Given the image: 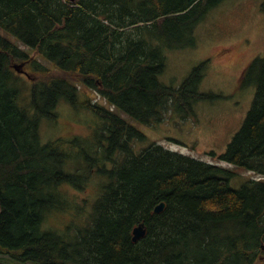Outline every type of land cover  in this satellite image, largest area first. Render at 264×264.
<instances>
[{
	"label": "trees",
	"instance_id": "1",
	"mask_svg": "<svg viewBox=\"0 0 264 264\" xmlns=\"http://www.w3.org/2000/svg\"><path fill=\"white\" fill-rule=\"evenodd\" d=\"M220 1L0 0V27L15 37L0 34L1 257L23 264H264L263 181L233 188V168L155 141L137 150L144 133L115 110L78 98L79 85L95 89L148 125L166 113L191 117L193 103L216 97L199 91L205 62L178 87L166 85L158 79L162 47L193 45L195 24ZM21 62L30 68L31 113L19 104L23 79L12 64ZM257 65L251 107L219 157L264 174V57L245 67L241 86ZM61 99L104 120L111 166H97L106 180L87 221L48 229L49 213L68 203L59 184L84 180L65 170L60 140L40 139L39 119H53ZM140 223L146 232L133 241Z\"/></svg>",
	"mask_w": 264,
	"mask_h": 264
},
{
	"label": "rangeland",
	"instance_id": "2",
	"mask_svg": "<svg viewBox=\"0 0 264 264\" xmlns=\"http://www.w3.org/2000/svg\"><path fill=\"white\" fill-rule=\"evenodd\" d=\"M263 0H222L210 7L193 28L194 44L181 47H162L165 68L159 75L160 82L178 87L191 70L205 62L199 91L210 92L214 99H200L193 103V115L181 117L166 113L162 122L148 125L137 121L118 107L114 110L146 136V140L135 142L140 149L148 142L155 141L166 148L202 159L209 163L233 168L235 175L229 184L239 188L250 179L264 182V174L246 170L220 159L234 133L240 128L251 107L257 88L259 66L246 76V85L241 86L243 70L255 57H264V10ZM0 34L15 40V37L0 27ZM21 48H28L18 39ZM31 55V50L26 49ZM35 54L32 55L34 58ZM43 64L54 63L37 55ZM19 63H13L17 65ZM30 71L29 66H24ZM22 74L19 104L28 106L31 77ZM78 98L90 100L106 108H113L97 90L79 85ZM53 119H39L38 131L42 142L60 140L68 153L64 168L68 172L84 176V183L75 187L71 183H61L58 188L66 190L68 203L55 207L45 220L48 229H62L64 225H81L88 219L92 202L100 193L101 183L106 176L97 171V166L110 167L103 159L104 148L108 144L104 130V120L90 109L61 99L55 109ZM171 116V117H170ZM61 145V146H62ZM62 146V149H63ZM64 150V149H63ZM213 152V153H212ZM61 196V195H60ZM62 200V196H61ZM0 264H23L0 256ZM31 264V263H25Z\"/></svg>",
	"mask_w": 264,
	"mask_h": 264
},
{
	"label": "water",
	"instance_id": "3",
	"mask_svg": "<svg viewBox=\"0 0 264 264\" xmlns=\"http://www.w3.org/2000/svg\"><path fill=\"white\" fill-rule=\"evenodd\" d=\"M73 1V0H71ZM23 64H19V65H13V67L15 69H18L19 67H21ZM164 208V202H160L157 205H155L154 207V211L155 212H160L162 211ZM0 213H1V203H0ZM146 232V228L144 223H140L138 225H136L133 229H132V240L136 241L137 239L141 238L142 236H144ZM126 264H131V263H126Z\"/></svg>",
	"mask_w": 264,
	"mask_h": 264
}]
</instances>
